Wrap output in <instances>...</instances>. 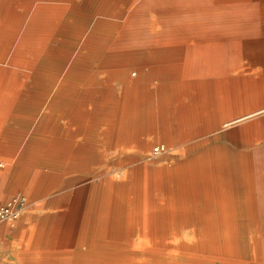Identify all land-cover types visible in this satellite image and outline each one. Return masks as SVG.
I'll return each instance as SVG.
<instances>
[{"label": "bare ground", "instance_id": "6f19581e", "mask_svg": "<svg viewBox=\"0 0 264 264\" xmlns=\"http://www.w3.org/2000/svg\"><path fill=\"white\" fill-rule=\"evenodd\" d=\"M0 125L18 264H264V0H0Z\"/></svg>", "mask_w": 264, "mask_h": 264}, {"label": "rangeland", "instance_id": "374dc122", "mask_svg": "<svg viewBox=\"0 0 264 264\" xmlns=\"http://www.w3.org/2000/svg\"><path fill=\"white\" fill-rule=\"evenodd\" d=\"M3 129L4 128L0 125V140H3L2 137ZM204 137L205 136H201L199 138H204ZM223 141L224 140L222 139L219 140V142H223ZM259 141L263 142L264 137ZM14 161H15L14 157L8 156L5 152H2L0 148V168L2 169L6 168L7 166L13 164ZM23 195L26 196L28 203L26 204L27 206L21 208L18 218L0 219V264H18L13 255V250H11L12 239L14 235L17 233L18 226L21 224V222H23L27 217H30L31 215L34 214L33 207L35 206L36 203L35 200L31 197L30 189L27 191L11 193L4 188L3 189L0 188V205L7 204L13 198L20 197Z\"/></svg>", "mask_w": 264, "mask_h": 264}, {"label": "built area", "instance_id": "2783aa9c", "mask_svg": "<svg viewBox=\"0 0 264 264\" xmlns=\"http://www.w3.org/2000/svg\"><path fill=\"white\" fill-rule=\"evenodd\" d=\"M27 204L26 196L15 197L7 204L0 205V219H15L19 216L21 208Z\"/></svg>", "mask_w": 264, "mask_h": 264}]
</instances>
